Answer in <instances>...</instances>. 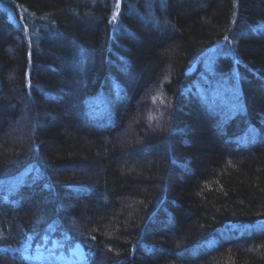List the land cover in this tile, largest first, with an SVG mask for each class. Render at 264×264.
I'll return each instance as SVG.
<instances>
[{"label": "trees", "instance_id": "obj_1", "mask_svg": "<svg viewBox=\"0 0 264 264\" xmlns=\"http://www.w3.org/2000/svg\"><path fill=\"white\" fill-rule=\"evenodd\" d=\"M30 168L0 264H264V230L193 254L264 221V0H0V182Z\"/></svg>", "mask_w": 264, "mask_h": 264}, {"label": "rangeland", "instance_id": "obj_2", "mask_svg": "<svg viewBox=\"0 0 264 264\" xmlns=\"http://www.w3.org/2000/svg\"><path fill=\"white\" fill-rule=\"evenodd\" d=\"M40 179L33 168L26 169L23 172L13 176L8 183L3 184V191L7 196L18 192L19 189L31 186ZM264 230V221L256 224H235L223 229L219 234L207 241L197 245L193 254H198L201 250L211 249L222 240H227L244 235H252ZM42 243H36L32 238L27 240L17 251L21 256L31 264H88L87 255L83 246L77 243L68 254L46 252ZM12 251V249H11Z\"/></svg>", "mask_w": 264, "mask_h": 264}, {"label": "bare ground", "instance_id": "obj_3", "mask_svg": "<svg viewBox=\"0 0 264 264\" xmlns=\"http://www.w3.org/2000/svg\"><path fill=\"white\" fill-rule=\"evenodd\" d=\"M22 172H23V171H22ZM20 173H21V172H20ZM17 174H19V173H17ZM17 174H16V175H17ZM14 176H15V175H14ZM12 177H13V176L8 177L7 179L1 181V182H0V188L3 189V188H4V187H3V184L8 183L9 179L12 178ZM3 190H4V189H3Z\"/></svg>", "mask_w": 264, "mask_h": 264}, {"label": "snow or ice", "instance_id": "obj_4", "mask_svg": "<svg viewBox=\"0 0 264 264\" xmlns=\"http://www.w3.org/2000/svg\"><path fill=\"white\" fill-rule=\"evenodd\" d=\"M117 6H119V5H117ZM113 15H114V18H115V13Z\"/></svg>", "mask_w": 264, "mask_h": 264}]
</instances>
